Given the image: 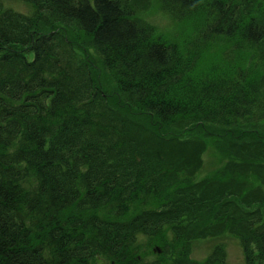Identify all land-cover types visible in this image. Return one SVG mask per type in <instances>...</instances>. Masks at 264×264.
Segmentation results:
<instances>
[{
  "label": "trees",
  "instance_id": "1",
  "mask_svg": "<svg viewBox=\"0 0 264 264\" xmlns=\"http://www.w3.org/2000/svg\"><path fill=\"white\" fill-rule=\"evenodd\" d=\"M17 1L31 12L0 0V264L195 261L194 240L234 232L264 264V0H155L174 39L139 0ZM211 192L225 204L194 226L180 207Z\"/></svg>",
  "mask_w": 264,
  "mask_h": 264
},
{
  "label": "rangeland",
  "instance_id": "2",
  "mask_svg": "<svg viewBox=\"0 0 264 264\" xmlns=\"http://www.w3.org/2000/svg\"><path fill=\"white\" fill-rule=\"evenodd\" d=\"M5 5L16 9V11L29 13L31 12V7L27 4H23L17 0H2ZM137 1V0H136ZM153 2L151 4V8L146 6V3L144 0H139L137 3L142 7L140 10V14L148 15L146 18H148L153 24L158 26L160 30H162L165 33H174L172 36H174L171 39H174L175 36H177V31H175L176 23L173 22V20L164 12L159 11V4L158 1L150 0ZM143 4V5H141ZM145 4V5H144ZM159 6V7H158ZM211 53V52H210ZM213 57L215 54H213ZM213 59V58H212ZM211 137H209L208 140H210ZM216 143L210 141V143L214 146V148L210 145L202 154V157L204 159V165L202 169L203 174L210 173L215 166L221 161L225 160V155L227 152H225L226 146L229 143H232L228 138H225L223 136L216 138ZM216 146L218 149L216 150ZM232 146V147H231ZM229 145V150L232 148H235L234 144ZM239 149V148H237ZM218 164V165H219ZM218 243H224L227 251V258L230 263H243V253L241 246L232 238L227 237L226 235L220 236L219 238H213V239H205V238H198L193 241V244L191 246V257L196 260H203L209 251L212 249V247ZM157 251V250H156ZM95 264H112L111 261L107 259H100L96 261Z\"/></svg>",
  "mask_w": 264,
  "mask_h": 264
},
{
  "label": "bare ground",
  "instance_id": "3",
  "mask_svg": "<svg viewBox=\"0 0 264 264\" xmlns=\"http://www.w3.org/2000/svg\"><path fill=\"white\" fill-rule=\"evenodd\" d=\"M2 1V0H1ZM3 2V1H2ZM3 4H4V2H3ZM4 6H6V7H9V6H7V5H5L4 4ZM29 13H30V11H29ZM95 91V90H94ZM202 175L204 176L205 174H203L202 173ZM203 201H205V202H208V205L205 207V209L203 210V211H201V212H196V211H188V207H185V206H181L180 207V211H185V213L189 216V220L190 219H192L193 218V216L192 215H190V214H194V215H196L197 217H199V218H201V219H205L206 220V218H208L209 216H211V214H213V212L214 211H216L217 210V208L222 204H225V197L223 196V195H220V194H217V193H214V192H211L210 193V195H208L207 197H205V198H203ZM210 202V203H209ZM212 202V203H211ZM219 202H221L220 204H219ZM188 211V212H187ZM193 224H194V226H197L196 224H197V222L199 223L200 222V220L199 219H196V217H194L193 218ZM78 227L80 228V226H76V227H73V228H75V230L76 229H78ZM18 230H20V231H22V232H27V236H29V237H32V238H35V235L30 231V230H26V231H24L21 227H19V229ZM63 233L61 232V235H62ZM226 236L227 237H230V238H232V239H234L238 244H239V246H240V240H239V238H238V236H237V233L236 232H234V233H227L226 234ZM42 237V235H39L38 236V238H41ZM42 238H45V236L44 237H42ZM76 241H77V239H74V240H71V241H69L71 244H70V247L72 246V245H74L75 243H76ZM110 243L112 244V245H115V246H117L118 247V249H119V252H120V254H121V256H128L129 255V252H128V246H127V244H126V242L125 241H123V240H117V239H114V240H111L110 241ZM85 245V244H84ZM84 245H82V246H84ZM216 245H214L213 247H212V249L209 251V253L207 254V256L203 259V260H195V261H193L192 259H189L188 261H186V259H182V260H184V261H180V260H178V259H180V258H178L177 260L175 259V257H172V256H169V255H167V257H166V259H165V257L164 256H161L160 257V260H159V262H158V264H167V263H165L166 261H169L168 262V264H211L212 262H216L215 261V259H220V258H222V256H220V255H218V254H215L212 250H213V248L215 247ZM63 248H64V252H65V250L67 251L68 249H67V247H66V244H64L63 245ZM226 248V247H225ZM92 250H87L85 253H78L77 252V258H80V259H84V256H86L87 258H90V257H92L93 255H92ZM155 252H157V253H159V251H156L155 250ZM227 252V251H226ZM136 254H140V253H135V255ZM132 255H130V257H131ZM129 257V258H130ZM134 258V257H133ZM132 257H131V259H133ZM100 259H107V260H109V261H112V260H115V258L113 257V255L112 254H110V253H108V252H105V253H99V254H96L92 259H91V261H98V260H100ZM209 259H210V261H209ZM131 264H133L134 263V261H132V262H130ZM112 264H115L114 263V261H112ZM233 264H238V263H233Z\"/></svg>",
  "mask_w": 264,
  "mask_h": 264
}]
</instances>
